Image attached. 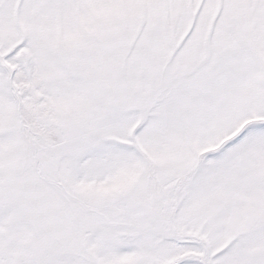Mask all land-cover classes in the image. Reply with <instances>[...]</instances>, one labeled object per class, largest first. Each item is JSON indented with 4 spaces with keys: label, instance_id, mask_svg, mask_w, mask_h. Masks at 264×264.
Returning <instances> with one entry per match:
<instances>
[{
    "label": "snow or ice",
    "instance_id": "1",
    "mask_svg": "<svg viewBox=\"0 0 264 264\" xmlns=\"http://www.w3.org/2000/svg\"><path fill=\"white\" fill-rule=\"evenodd\" d=\"M0 264H264V0H0Z\"/></svg>",
    "mask_w": 264,
    "mask_h": 264
}]
</instances>
